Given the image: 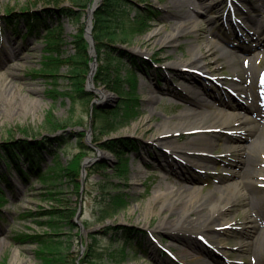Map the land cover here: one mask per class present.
I'll use <instances>...</instances> for the list:
<instances>
[{"label":"rangeland","instance_id":"rangeland-1","mask_svg":"<svg viewBox=\"0 0 264 264\" xmlns=\"http://www.w3.org/2000/svg\"><path fill=\"white\" fill-rule=\"evenodd\" d=\"M75 1L78 0H0V145L9 140L18 142L25 138L35 141L46 137H62L67 140V144L60 149L53 148V153L59 156L64 165L73 158L78 159L81 165L76 180L80 185V191L77 192L67 179H62L59 188L60 201H54L50 206V209H75V215L71 218L74 225L69 233L71 228L65 223L61 224L58 232L51 231L47 224H42L48 221V217L39 213L48 210L49 207L43 200L38 199L37 190L41 187L40 184L32 177L22 182L13 170L5 172L0 162V173L9 176L12 185L10 187L4 179H0V188L5 196L0 208V264H13L12 253L15 249L19 251L18 259L25 264H41L37 256V246L24 243L22 239L16 237L46 233L51 236L57 234L53 237L63 241V247L70 246L69 249L65 248L67 264H189L190 258L196 259L197 256L200 259H197L195 264H264V246L262 255L245 254L238 249L248 222L247 211L241 205L242 202L227 214L228 224L221 233L213 231L205 233L198 230L195 234H186L190 236L189 241L182 239V234L179 238L172 239L166 233L155 230L158 222L161 220L168 222L176 211L160 210L158 206H153L152 211L148 212L153 192L171 187L170 178L188 186L187 195L193 190L200 189V195L211 193L214 197L212 192L222 190L225 184L232 180L234 171H237L238 150L233 147L240 144L246 146L247 142L237 141L240 132L224 128L202 135L198 130H183L170 136L166 141V147L190 144L194 138L200 136L215 138L211 151L204 156L201 155V159L197 161L192 159L189 165L177 155L174 158L170 150L159 146L154 141L157 134L155 136L153 131L157 124L170 119L174 122L180 115L188 114L189 103L194 99L186 96V91H183L187 102L183 105L181 104L184 102L170 96L160 97L159 100L149 103L148 93L152 84L168 89L172 88V83H177L175 76L178 72L166 70L165 64L176 57L181 60L188 58V48L191 44H198L201 47L207 40L214 41L215 36L224 37L232 42L228 51L239 58V61L244 57L240 48H255L261 43L264 44V33H261L263 35L259 33L264 30L263 14L258 18L262 28L254 27L248 21L251 3L253 5L260 3L255 0H205V9L194 5L191 8L192 16L198 20V25L204 29L211 28V31L201 36V39L197 38L199 33L190 31L178 37L173 46L166 47L163 44L155 46L145 44H148L147 40L150 37H158L169 28L170 23H167L164 16L168 14L166 6L172 5L170 3L172 0H126L124 17L128 21L137 11H145L153 17L151 29L142 36L135 35L123 39L122 33L130 31L132 27L130 22L124 23L125 32L122 31L109 47L115 57L127 56L130 62L132 59L138 62L139 66H134V72L137 78L136 95L140 105V116L127 125L114 124L110 132L101 134L100 131L103 129L99 128L97 120L92 117L93 106H99L104 110L113 109L119 99L113 92L95 82L98 67L96 51V67L91 78V86L87 84L91 63L86 74L85 99H71L64 95L70 84L67 77L69 67L67 59L75 54L74 36L82 28L83 36L87 37L88 29L91 35L93 29V13L90 14L88 8L91 0H80L85 1V7L79 6ZM100 3L101 0H97L96 4ZM61 9L73 11L72 16L61 13ZM23 10L42 18L50 11L49 18L45 19V25L57 23L61 25L62 30L59 34L61 45L58 53L61 63L45 65L48 62L45 58L48 52L46 43L41 41L45 36V29H42L39 35L29 34L21 39V35L25 33V21L21 17V14H25ZM8 25H14L17 29L10 30ZM250 31H254L255 34L250 35ZM199 50L201 51V48ZM255 51L253 54L259 52V56L253 58L252 66L258 72L264 68V46ZM208 62L210 78L207 76L201 79L193 73L189 74L193 82L201 86L204 97L210 103V108H203L200 112L212 114L218 105L216 96H221V99L230 106L249 105L248 97L228 88L230 82L238 75L234 66L229 64L225 57L219 59L213 56ZM125 67L126 64L123 63L120 68L122 73ZM50 70L53 71L54 78L48 76ZM55 82L58 95L48 91ZM96 89H104L109 98L100 101ZM253 91L254 93L257 91L256 86L253 87ZM196 92L197 89H193V93ZM255 98L257 100V96ZM259 100L264 106V95ZM49 112L66 122L67 127L54 134L49 133L43 126L45 116ZM260 123L264 125V119L261 117L247 116L244 128ZM245 136L247 134L243 132V137ZM119 141L129 144L133 142L140 148L138 152H127L121 159V163L127 164L124 179L118 176L120 162L108 148ZM227 146L233 148L231 152L225 151ZM164 150H168L169 153ZM99 151L108 153L110 157L103 159L99 156ZM44 157L47 165H53L51 154ZM259 160L261 168L264 169V154ZM160 162L163 167H158ZM165 162L167 166L168 162L174 165L178 172L179 168L187 166V173L185 176L175 175L173 171H167L169 168L167 169ZM198 162H206L208 170L196 168L194 165ZM45 167L43 163L42 168ZM83 170L85 177H82ZM184 177L192 182H185ZM109 187L122 190L126 194L128 205L114 218L98 222L100 207L103 206L101 190ZM257 189L258 196L264 202V185H258ZM125 231L131 232V237L125 236ZM199 236L203 238L199 239ZM217 241L221 243L219 246H222L224 254L219 252L218 249L221 248L218 247ZM187 245L192 247L198 245L207 249L209 254L198 255L189 251L192 257H182L177 250ZM122 249L125 252V259L118 263L114 257Z\"/></svg>","mask_w":264,"mask_h":264},{"label":"bare ground","instance_id":"bare-ground-1","mask_svg":"<svg viewBox=\"0 0 264 264\" xmlns=\"http://www.w3.org/2000/svg\"><path fill=\"white\" fill-rule=\"evenodd\" d=\"M255 1L260 4L253 5L251 3L250 12H248L251 17L248 18V21L249 24L255 25L257 28H262L258 18L261 14L264 16V0ZM96 2L97 0L90 1L88 5L90 14L93 13L94 15V12L99 7ZM170 3L172 5L166 6L169 10L168 14L164 16L167 23H170L169 28L158 37H150L147 40L148 44H145V46L163 44L166 47H171L177 42V38L185 33L194 31L195 33H199L197 38L201 39V36L211 31V28L204 29L198 25V20L191 14V8L194 5H199L205 9V0H172ZM206 22H210V20H206ZM88 31L90 30L88 29ZM259 33L263 35L261 33H264V30L262 29ZM253 34H255L254 31H250V35ZM84 39L87 42L88 51L93 47L95 53L94 38L92 37L90 39L87 36ZM214 39V41L207 40V43L201 47L198 44H191L188 48V58L181 60L176 57L170 63L165 64L166 70H175L178 72L177 76H175L177 83H172V88L168 89H163L157 84H152L148 93V102L152 103L159 100L160 97L170 96L184 102L181 104L183 105L187 103L183 91H186V96L194 98V100L189 103L190 109L188 114L180 115L174 122L171 119L163 120L152 130L155 132V136L157 134L154 141L159 146L173 152L174 158L177 155L184 159L188 165L192 159L197 161L201 159V155L204 156L206 155L205 153L210 152L211 147L215 143V138L200 136L194 138L190 144L166 147V141L170 136L183 130H198L202 135L205 132H216L224 128L240 132L237 141L246 140L247 142L246 146L240 144L238 147H233L238 150L239 160L238 167H236L237 171H234L232 180H229L222 190H214L212 192L215 195L214 197L211 196V193L200 195V189L193 190L187 195L186 193L189 190L188 186L177 183V181L170 178L169 182L171 183V187L160 188L153 192L150 198L148 212L150 213L152 211L153 206H158L160 210L167 209L171 212L176 211V214H173L174 217H171L168 222L163 220L158 222L155 230L166 233L172 239L179 238L182 234L181 238L189 241L190 236H186V234H195L198 230H203L205 233H211L212 231L221 233L228 224L226 223L227 214L242 202L241 205L247 211L248 222L245 225L243 241L238 246V249H240L241 253L262 255V247L264 246V202L258 196L257 186L264 185L262 184L264 183V169L261 168L259 160L260 156L264 154V125L260 123V125L251 127V129H245L244 125L247 116L254 115L255 117L264 119V106L262 105V101L259 100L264 95V68L257 72L252 66L253 58L259 56V52L255 55L253 53L256 52V49L263 47L264 44L261 43L255 48H240L239 50L244 57L243 60L239 61V58L231 55L228 51L232 45L230 40L218 36H215ZM200 48L201 51L199 50ZM139 53L143 54L142 52ZM213 56L219 59L225 57L227 62L234 66V70H236L238 75L235 76L236 79L234 81L230 82L228 88L241 92L248 97L249 105L239 107L230 106L225 103L224 99H221V96H216L215 99L218 105L215 106L212 114L206 115L200 112L203 108H210V103L204 97L203 92L193 93V89L197 85L193 82V78L189 74L198 73L202 75L204 73L210 75L208 61ZM169 79H172V77H169ZM254 86L257 89L255 93L253 91ZM96 92L100 97V101L109 98V95L104 89H96ZM256 96L257 100L255 98ZM90 105L92 106L93 103ZM92 110L104 109L99 108V106H93ZM243 132L247 136L243 137ZM233 148L227 146L225 151L231 152ZM168 150L164 151L169 153ZM98 153L103 159L110 157L106 152L99 151ZM182 165L184 164L182 163ZM165 166L167 169L169 168L167 171H173L172 173L175 175L180 174L181 176H185V173H187V166L185 168H179L180 172L175 170L174 165L172 166L169 162L168 166L167 162H165ZM194 166L205 171L209 168L206 162H198ZM158 167H163L162 162H160ZM182 169L186 170V172ZM183 180L189 183L192 182L186 177ZM200 235L203 236V234ZM201 236H199V239L203 238ZM217 244L221 248L218 249L219 252L224 254L222 246H219L221 243L217 241ZM185 247H180L177 250V253L182 257L191 256L189 251L196 252L198 255L209 254L207 249L198 245L194 247L187 245ZM18 257L19 251L15 249L12 253L13 264H25ZM197 259H200L199 256L196 259L193 257L190 258L189 264H195Z\"/></svg>","mask_w":264,"mask_h":264},{"label":"trees","instance_id":"trees-1","mask_svg":"<svg viewBox=\"0 0 264 264\" xmlns=\"http://www.w3.org/2000/svg\"><path fill=\"white\" fill-rule=\"evenodd\" d=\"M79 6L85 7V1H75ZM127 7L126 0H101L99 7L96 9L93 15V29L92 35L95 40L96 54L98 57V67L95 74V82L99 86H103L109 91L117 95L119 101L113 109L109 110H93L92 117H94L99 125V128L103 129L100 133H108L114 128V124L127 125L132 121H135L140 116V105L138 103V97L136 95L137 78L134 72V66L138 67L137 60L132 59L130 62L126 57L117 58L114 56V52L110 51L109 47L114 44L121 32H125L123 24L128 20L125 19V9ZM25 14H21V17L25 21L26 33L24 34H36L39 35L42 29L46 30L43 41L46 43V51L48 55L45 58L48 60L47 64H59L62 61L58 57L59 48L61 45V38L59 36L62 28L59 23L56 25H45V19L49 18L50 11L45 13V16L39 17L23 10ZM9 12V11H8ZM61 13H65L68 16H72L73 11L67 9H61ZM147 12V11H146ZM11 19V18H10ZM152 15L142 11H137L134 16L128 21L132 26L130 31L125 32L123 39L133 36H142L151 29ZM10 24V23H9ZM83 29L80 28L78 33L74 36L73 44L75 48V54L67 59L69 63L67 77L70 79V84L64 93L71 99H85L87 93L85 91L84 83L86 79L87 70L89 69V63L91 57L88 53L87 42L84 39ZM123 63L126 64L124 72L122 73L121 67ZM50 70L48 76L54 78ZM53 82V81H52ZM51 82V83H52ZM56 82L51 85L48 90L50 93L58 95L56 91ZM45 116L46 120L43 126L46 130L54 134L60 130H64L67 127V123L60 119H57L52 112H49ZM27 134V132H25ZM80 140L78 144H80ZM67 144V140L62 137L56 138H44L42 140L31 141L25 138L24 140L8 142L0 145V162L5 166V170H14L16 175L25 182L28 177H33L40 184L38 191V199L40 200H54L60 201L59 195L61 192L62 179H67L69 183L73 184L75 189L80 191V185H78L77 177L80 174L81 165L78 159H69L66 164H62L59 156L53 153L54 149H60L61 146ZM80 146V145H79ZM81 147V146H80ZM109 151L115 155L120 162L127 152L136 151L139 149L136 143H126L119 141L111 147H108ZM82 150V148H81ZM51 154L53 165H47L46 168H42V164L45 162V155ZM119 178L124 179L127 174L126 162H120L118 165ZM0 179L6 180L5 175L0 173ZM101 202L103 204L98 218V222H102L107 219L114 218L121 211L126 209L128 201L126 194L119 188H102L101 190ZM0 197L2 195L0 194ZM75 209H48L43 210L39 214L48 217V221H45L51 231L58 232L61 228V224L65 223L72 230L71 218L75 215ZM132 233L125 231L124 235L130 237ZM57 236V234H53ZM53 236L46 233L43 235L23 237L17 236L16 239H22L23 242L37 244V256L41 261V264H67V257L65 255V248L63 247V241L56 240ZM68 249L70 246L67 247ZM66 248V249H67ZM93 251H95L93 247ZM125 253L122 249L116 253L115 260L120 263L124 261ZM93 256H91L92 258Z\"/></svg>","mask_w":264,"mask_h":264},{"label":"water","instance_id":"water-1","mask_svg":"<svg viewBox=\"0 0 264 264\" xmlns=\"http://www.w3.org/2000/svg\"><path fill=\"white\" fill-rule=\"evenodd\" d=\"M87 36H88L90 39L92 38L90 31H87ZM93 52H94V48L91 47L90 53L93 54ZM95 67H96V64H95V58H94V59H93V62H92V64H91V70H90V73H89V75H88V79H87V84H89V86H91V85H90V83H91V78H92V76H93V73H94ZM83 175H84V172H83Z\"/></svg>","mask_w":264,"mask_h":264}]
</instances>
